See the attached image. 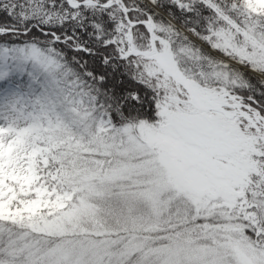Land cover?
Returning a JSON list of instances; mask_svg holds the SVG:
<instances>
[{"label": "snow or ice", "instance_id": "snow-or-ice-1", "mask_svg": "<svg viewBox=\"0 0 264 264\" xmlns=\"http://www.w3.org/2000/svg\"><path fill=\"white\" fill-rule=\"evenodd\" d=\"M0 264H264V0H0Z\"/></svg>", "mask_w": 264, "mask_h": 264}]
</instances>
